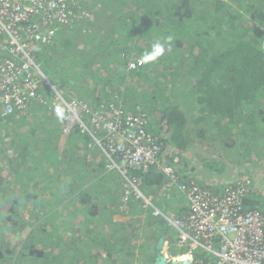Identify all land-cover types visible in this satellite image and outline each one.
Listing matches in <instances>:
<instances>
[{
	"label": "trees",
	"instance_id": "trees-1",
	"mask_svg": "<svg viewBox=\"0 0 264 264\" xmlns=\"http://www.w3.org/2000/svg\"><path fill=\"white\" fill-rule=\"evenodd\" d=\"M65 2L66 22L52 25L54 37L33 45L32 57L68 102L108 119L110 105L121 121L143 118L160 167L128 175L151 206L125 200L127 181L91 151L104 130L81 115L90 134L75 127L63 138L65 109L33 104L0 119V264H152L149 222L166 225L165 195L216 184L229 177L227 162L247 183L244 208L264 209V194L243 177L253 167L264 173V0ZM157 42L164 52L148 59ZM168 184L170 195H158ZM193 257L212 263L203 250Z\"/></svg>",
	"mask_w": 264,
	"mask_h": 264
},
{
	"label": "built area",
	"instance_id": "built-area-1",
	"mask_svg": "<svg viewBox=\"0 0 264 264\" xmlns=\"http://www.w3.org/2000/svg\"><path fill=\"white\" fill-rule=\"evenodd\" d=\"M65 3V0H0L2 117L25 113L27 99L34 98L37 85L32 76L34 72L40 73V69L32 57V48L33 45L46 44L54 37L52 25L55 22H66ZM31 17L36 21L30 23ZM140 64L141 61L136 60L129 61L127 65L133 69ZM61 101L67 113L65 129L77 122L82 132L90 134L81 119V115H85L94 129L105 131L104 138L96 139L93 135L94 142L101 149L109 168L127 181L124 199L133 197L145 206H151L150 197L141 192L139 179L128 175L129 170L144 172L151 167H160L153 139L143 129V118L128 116L121 121L118 118L121 111L110 105L113 117L108 119L103 110L92 112L83 102ZM162 171L172 177L170 168ZM246 181L249 182L248 179ZM169 186L165 185V188ZM180 190L187 203L185 216L163 215L176 232L177 246L183 249L180 257L169 253V261L187 259L202 249L214 256L215 264H264V209L244 208L247 183L239 180L233 187L227 186L223 192H218L192 182L188 188L180 187ZM158 214L162 215L154 209L153 215Z\"/></svg>",
	"mask_w": 264,
	"mask_h": 264
},
{
	"label": "rangeland",
	"instance_id": "rangeland-1",
	"mask_svg": "<svg viewBox=\"0 0 264 264\" xmlns=\"http://www.w3.org/2000/svg\"><path fill=\"white\" fill-rule=\"evenodd\" d=\"M34 62L37 64V62L35 60H34ZM63 65H64V63L62 62L60 67H62ZM133 69H135V68H133ZM32 77H34V82L37 85L35 96H34V98H28L27 99L26 105L27 104L28 105H27V108L25 106L26 112L25 113H17V114H15L16 116H19V115L25 116L26 114H28V110L30 109L31 105H33V104H37L40 107H45L48 104V105L53 106V107H62L63 109H65V105L62 104L61 99H63L65 101V103L68 101L59 93L58 89L53 84H51V83H50L51 85L49 84V78L46 77V74L43 71H40V73L34 72V75ZM1 115H2V110H0V119L1 120H7L6 119L7 117H2ZM65 117H66V115L63 118L64 123L62 122V124H63L62 125L63 138L66 135L68 136L70 134V132L75 127H78L77 126L78 123L76 122L73 125H71L70 128L65 129V123H66ZM64 129L66 130V132L64 131ZM87 131H89L88 127H87ZM83 132H85V131H83ZM96 139H99V138H96ZM116 139H118V137ZM91 151L94 152V154L97 158H101V159L106 160L105 156L103 155L101 149L98 146H97V148L96 147L91 148ZM249 151H252L253 153H257L259 151V149L256 146H252V149H249ZM261 151H263V150H261ZM106 164H108L107 160H106ZM226 166L228 169H232L231 171H229V177L225 176L224 178L219 179V181L216 184L214 183L215 185H220L223 183V185H224L223 187H226V186L235 184L238 180V177L242 176L241 171L236 170V169L233 171V169H234L233 164L227 162ZM107 168L111 170L110 172L112 173V175H117V173L114 169L109 168V165H107ZM254 169H256V170H254ZM251 170H254L253 174L246 175L243 177L250 179V181L252 182V185H253L252 189H256V192H258L260 194L261 193L264 194V182H263L264 173L259 171L257 167H253V169H251ZM234 177H236V179H232ZM111 181H114V182L119 181L121 183L120 179L111 180ZM178 255H179L178 257H180L181 254H178ZM177 261H179V260H176V262Z\"/></svg>",
	"mask_w": 264,
	"mask_h": 264
},
{
	"label": "crops",
	"instance_id": "crops-1",
	"mask_svg": "<svg viewBox=\"0 0 264 264\" xmlns=\"http://www.w3.org/2000/svg\"><path fill=\"white\" fill-rule=\"evenodd\" d=\"M213 185H215V184L212 183V181H211V183L208 182V186L209 187H211ZM170 190H173V188L170 187V186L168 188H166V189H161L158 192V195L164 196V193L163 192H165L168 195H170V193H171ZM173 192L175 193L174 195L176 197H178L177 199L174 198V197H171V195L170 196L165 195L166 198H167V200H168V202H169V205H170L169 206V209H171L170 212L166 213V215H168V214H174L176 217L182 218V217L185 216V213H186V210H187V207H186V210L184 212V209H185L184 196H183V199H182L181 195L179 194V192L176 189H174ZM178 199L180 200V203L177 202ZM149 224L151 226H153L152 227V230H150L148 232L149 241H150L148 243L149 246H151L155 240L158 242V240L160 238H163L162 249H161L162 252L161 253H163L164 256H166L169 259L170 256L168 254L171 253L170 252L171 249H174L176 251V252H174L175 254H172L171 253V255H178V254H181L182 255L183 254V252H181V251H183V249L179 248L177 246V244H176L177 243L176 232H175V230L171 226H169L168 223H166V225L164 227H161L160 225H158V222L150 221ZM160 233L162 235L158 237V235ZM154 244H155V242H154ZM173 245H175V247H173ZM155 246H156V244L154 245V248H153L154 249V251H153L154 254L156 252ZM199 250H202V249H199ZM204 252H206V251H204ZM210 255L212 257V263H210V264H215V258H214V256L212 254H210ZM192 257H193V254L191 255V257H187V259L184 258L183 259V262H185L187 264H192Z\"/></svg>",
	"mask_w": 264,
	"mask_h": 264
},
{
	"label": "water",
	"instance_id": "water-1",
	"mask_svg": "<svg viewBox=\"0 0 264 264\" xmlns=\"http://www.w3.org/2000/svg\"><path fill=\"white\" fill-rule=\"evenodd\" d=\"M50 84V82H49ZM51 85V84H50ZM162 242H163V238H160L158 240V242L156 243V246H155V260H154V263L153 264H168L169 260L167 259L166 256H164L162 252ZM175 263L176 261H171V263ZM182 264H186L185 262H182Z\"/></svg>",
	"mask_w": 264,
	"mask_h": 264
},
{
	"label": "clouds",
	"instance_id": "clouds-1",
	"mask_svg": "<svg viewBox=\"0 0 264 264\" xmlns=\"http://www.w3.org/2000/svg\"><path fill=\"white\" fill-rule=\"evenodd\" d=\"M169 40L171 39L170 37L168 38ZM153 49H154V54L150 55L148 57V59H155L156 56L162 54L165 50L164 45L162 43L157 42L156 44L153 45ZM183 261V260H180ZM171 262V260H170Z\"/></svg>",
	"mask_w": 264,
	"mask_h": 264
}]
</instances>
